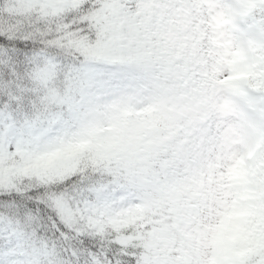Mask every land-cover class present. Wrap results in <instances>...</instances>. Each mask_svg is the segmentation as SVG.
I'll list each match as a JSON object with an SVG mask.
<instances>
[{
	"label": "snow or ice",
	"instance_id": "6c2138e0",
	"mask_svg": "<svg viewBox=\"0 0 264 264\" xmlns=\"http://www.w3.org/2000/svg\"><path fill=\"white\" fill-rule=\"evenodd\" d=\"M0 0V264H264V0Z\"/></svg>",
	"mask_w": 264,
	"mask_h": 264
},
{
	"label": "clouds",
	"instance_id": "9594fccd",
	"mask_svg": "<svg viewBox=\"0 0 264 264\" xmlns=\"http://www.w3.org/2000/svg\"><path fill=\"white\" fill-rule=\"evenodd\" d=\"M222 3L225 5L222 9L211 8V12L214 14L215 29H210V31H213L219 42L227 44L234 25L232 24V17L227 13L228 0H222Z\"/></svg>",
	"mask_w": 264,
	"mask_h": 264
}]
</instances>
